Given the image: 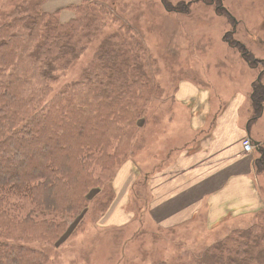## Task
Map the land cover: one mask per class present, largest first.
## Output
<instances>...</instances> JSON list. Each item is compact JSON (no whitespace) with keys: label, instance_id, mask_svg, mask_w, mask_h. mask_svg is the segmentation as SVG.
<instances>
[{"label":"rangeland","instance_id":"374dc122","mask_svg":"<svg viewBox=\"0 0 264 264\" xmlns=\"http://www.w3.org/2000/svg\"><path fill=\"white\" fill-rule=\"evenodd\" d=\"M222 2L229 15L215 11L210 0H0V27L17 24L10 32L27 35L21 26L32 19L40 22L41 32L48 26L67 32L63 55L51 59L52 81L35 74L40 43H33L29 57H15L17 78L11 83L19 93L42 108L87 74L141 77L133 101L143 110L126 143L115 144L110 155L101 153L106 169L93 167V185L78 195L81 208L77 203L61 213L23 199L13 208L20 218L15 227L28 219L35 233L0 228V242L41 249L45 264H264V210L214 228L202 219L164 228L146 210L144 172L171 162L190 139L187 114L174 98L178 81L189 78L216 91L239 88L253 94L260 73L264 86L262 66L253 64L264 59V0ZM122 62L135 65L125 68ZM28 105L29 113L33 103ZM257 108L256 103L250 112L254 123L262 117L255 139L264 134V107ZM252 155L260 157L256 149ZM16 167L20 173V164ZM257 172L264 199V166Z\"/></svg>","mask_w":264,"mask_h":264},{"label":"trees","instance_id":"16d2710c","mask_svg":"<svg viewBox=\"0 0 264 264\" xmlns=\"http://www.w3.org/2000/svg\"><path fill=\"white\" fill-rule=\"evenodd\" d=\"M51 19L47 18L48 25ZM37 27L41 24L35 19L22 24L21 33L27 35L10 32L17 28L16 22L0 27V228L13 232L37 229L28 219L15 227L20 218L13 208L23 199L61 213L72 211L77 203L81 208L78 195L93 185V167L106 169L101 153L108 154L115 144L124 145L143 112L133 101L138 100L135 92L141 77L120 80L109 73L87 74L54 97L51 106L42 108L19 93L11 83L17 78L13 61L18 54L29 57L33 43H40L35 60L41 64L35 74L52 81L51 59L64 53L61 41L67 32L53 26L41 32ZM122 65L132 68L135 64ZM253 91L256 106L264 99V87L258 84ZM29 103L33 108L28 113ZM19 164L22 171L16 173ZM45 254L26 244L0 242V264H45Z\"/></svg>","mask_w":264,"mask_h":264},{"label":"crops","instance_id":"0c3cea01","mask_svg":"<svg viewBox=\"0 0 264 264\" xmlns=\"http://www.w3.org/2000/svg\"><path fill=\"white\" fill-rule=\"evenodd\" d=\"M195 81L179 80L174 90L179 109L187 114L190 139L171 162L144 172L143 186L149 193L146 210L152 222L164 228L201 219L208 228H214L264 210V199L254 178L258 167L264 165L258 162L256 166L253 155L246 154L242 147L247 138L255 145L264 144V134L252 137L262 117L256 123L250 118L251 110L256 108L250 105L251 91H216ZM261 101L259 111L264 107ZM263 148L256 149L259 155Z\"/></svg>","mask_w":264,"mask_h":264},{"label":"flooded vegetation","instance_id":"af4514ba","mask_svg":"<svg viewBox=\"0 0 264 264\" xmlns=\"http://www.w3.org/2000/svg\"><path fill=\"white\" fill-rule=\"evenodd\" d=\"M210 2L212 3V4H215L216 6H215V11H217V10H219V11H221L222 13H224V14H227V15H229V11H228V9L226 8V6H224L223 5V2H222V0H210ZM217 3V4H216ZM226 15V16H227ZM231 17V16H230ZM231 19V21L233 22V24L236 22V20L233 18V17H231L230 18ZM240 21V20H239ZM259 42H260V40H259ZM263 47H264V45L263 44H261ZM262 62H257L256 64H257V66H259V65H261L262 66V71L264 72V59H262L261 60ZM261 71V72H262ZM261 74L259 73V76H258V84L260 85V83H259V77H261L260 76ZM258 106L257 107H260L261 105H262V101L261 102H259V104H257Z\"/></svg>","mask_w":264,"mask_h":264},{"label":"built area","instance_id":"2783aa9c","mask_svg":"<svg viewBox=\"0 0 264 264\" xmlns=\"http://www.w3.org/2000/svg\"><path fill=\"white\" fill-rule=\"evenodd\" d=\"M242 147L246 154H252L255 149H258V145L253 144L249 138L243 141Z\"/></svg>","mask_w":264,"mask_h":264},{"label":"water","instance_id":"95a60500","mask_svg":"<svg viewBox=\"0 0 264 264\" xmlns=\"http://www.w3.org/2000/svg\"><path fill=\"white\" fill-rule=\"evenodd\" d=\"M257 150H258V149H257ZM258 152H259V151H258ZM262 152H263V151H262ZM261 154H262V153H260V157H259L260 161H259V159H256V160H255L256 166H257V163H258V162L264 165V157H263V155L261 156ZM256 169H257V168H256Z\"/></svg>","mask_w":264,"mask_h":264}]
</instances>
